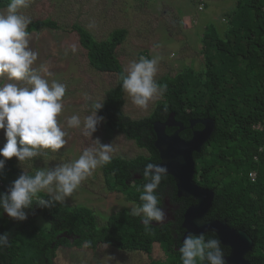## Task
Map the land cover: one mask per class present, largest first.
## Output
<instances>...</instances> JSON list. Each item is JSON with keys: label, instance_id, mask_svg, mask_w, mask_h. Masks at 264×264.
Segmentation results:
<instances>
[{"label": "trees", "instance_id": "16d2710c", "mask_svg": "<svg viewBox=\"0 0 264 264\" xmlns=\"http://www.w3.org/2000/svg\"><path fill=\"white\" fill-rule=\"evenodd\" d=\"M9 2L0 0V11ZM226 18L229 26L226 37L219 36L214 26L205 32L204 69L200 72L188 69L174 77H162L157 83L166 85L167 90L154 112L142 120H133L124 113L126 92L120 76L126 72L117 51L128 31L115 30L108 40L102 41H97L79 24L72 25L69 31L78 37L93 69L117 78V84L106 93L103 108L97 112L105 119L107 134L123 135L147 151V155L131 160L112 158L101 167L109 192L120 194L137 206L142 203L139 196L147 183L144 168L149 163H161L155 148V122H165L175 114L176 121L186 128L181 138L189 141L193 135L191 121L213 119L216 131L202 154L195 155L196 184L216 193L207 219L227 221L231 228L247 232L255 247L246 258L251 264H264V0H238L236 9ZM58 29L56 22L47 19L32 21L27 30L33 34ZM202 129L203 126L197 125L194 130ZM175 132L176 129H167L168 135ZM251 173L256 174L255 181L250 178ZM20 175L15 161H6L0 172V193H6ZM157 194L160 207H166L167 200L175 207L174 220L164 226L153 225L150 231H145L140 217L125 211L111 216L100 227L90 208L58 202L46 207L34 200L29 208L34 218L26 226L15 227L0 212L3 225L0 232L5 228L9 237L8 246L0 249V261L52 264L60 249L96 251L107 245L124 252L143 253L149 257V264H182L179 248L185 234L184 215L196 201L180 199L171 176L162 179ZM39 198L49 199L44 193ZM40 218L49 227L37 224ZM205 238L218 239L213 233ZM86 239L91 241V247H82ZM156 246L163 253L159 259L153 254ZM221 249L229 251L222 245Z\"/></svg>", "mask_w": 264, "mask_h": 264}, {"label": "rangeland", "instance_id": "374dc122", "mask_svg": "<svg viewBox=\"0 0 264 264\" xmlns=\"http://www.w3.org/2000/svg\"><path fill=\"white\" fill-rule=\"evenodd\" d=\"M237 1L31 0L28 8L20 10L21 14L28 16L31 21L51 19L59 25L58 30L31 34L29 46L39 53L33 67L39 69L41 64L46 65L47 71L40 72L42 78L50 83L55 80L66 85L64 107L58 119L68 132V142L56 153L45 150L48 155L37 156L32 161L19 162L13 157L21 174H31L44 168L52 169L59 164L78 159L82 151L88 146H93L97 139L101 144L113 145L112 158L131 160L147 155V151L140 149L123 135L109 136L105 129V119L97 125L96 132L90 137H85L80 129L67 127L69 117L74 114L81 117L90 114L86 105L91 101L104 103L107 91L117 84L115 76L100 73L91 67L78 37L69 31L72 25L83 26L97 41L108 40L115 30L126 29L128 36L117 51V57L121 60L125 72L130 62L138 61L142 56L149 59L159 57L158 71L154 77L158 82L162 77H174L188 69L197 72L204 69L202 51L205 32L207 28L214 26L219 36L226 37L229 27L226 15L236 9ZM72 45H76L75 53L71 51ZM161 99L162 97H158L150 101L147 109H140L132 103L126 93L124 113L133 120L148 118ZM5 144L6 137L0 130V148ZM97 170L106 185L100 167L61 204L85 206L93 211L92 204L82 201L94 187ZM110 194L120 212L131 213V209L137 206L127 202L120 194ZM163 209L168 216L173 212V208ZM38 223L49 227L41 218ZM153 254L155 259L163 257L160 246L155 247Z\"/></svg>", "mask_w": 264, "mask_h": 264}, {"label": "clouds", "instance_id": "9594fccd", "mask_svg": "<svg viewBox=\"0 0 264 264\" xmlns=\"http://www.w3.org/2000/svg\"><path fill=\"white\" fill-rule=\"evenodd\" d=\"M30 3L31 0H10L4 12H0V130L6 137V144L0 148L3 158L0 172L13 157L19 162L32 161L37 156L48 155L45 150L56 153L68 142V132L58 119L64 107L66 85L42 78L40 72L47 71L46 65L41 64L39 69L33 67L39 53L29 46L31 33L27 29L32 21L20 11ZM71 51H77L76 45L71 46ZM158 63L159 57L142 56L130 62L126 74L120 76L122 89L140 109H147L150 101L162 97L167 90L166 85L161 86L154 79ZM103 106L102 102L91 101L86 105L90 114L72 115L67 119V127L80 129L85 137L92 136L104 120L97 115ZM113 152L112 144H101L97 139L78 159L52 169L35 170L32 175L22 172L6 193H0V209L14 220L25 221L24 210L34 200L46 207H51L53 202L64 203L96 169L111 162ZM167 171L166 167L152 163L144 168L147 183L139 196L142 203L133 207L130 214L140 217L145 231L151 230L153 222L166 220L157 189ZM40 193H47L49 199L39 198ZM8 244V234L0 235V249ZM82 247H91V241L84 240ZM179 252L182 264H227L221 242L206 239L204 233L185 236Z\"/></svg>", "mask_w": 264, "mask_h": 264}, {"label": "water", "instance_id": "95a60500", "mask_svg": "<svg viewBox=\"0 0 264 264\" xmlns=\"http://www.w3.org/2000/svg\"><path fill=\"white\" fill-rule=\"evenodd\" d=\"M190 124L191 130L197 125L203 126V129L194 130L189 141L181 138V133L186 128L183 123L176 121L175 114H171L167 121L155 122L153 125L157 137L155 148L161 159L159 165L166 167V176L174 179L180 199L193 198L196 201L184 215L182 228L185 234L182 242L188 234L213 233L222 246L230 249L229 256L225 258L227 264H251L246 256L254 250V240L247 232L231 228L227 221L207 219L213 208L216 193L212 189L200 187L195 182V155H201L204 147L211 141L216 131V121L208 118L193 120ZM167 129H176V132L168 135ZM82 202L93 205L100 227L105 226L111 216L120 212L98 170L94 187ZM55 264H149V257L143 253L124 252L101 245L96 251L60 249Z\"/></svg>", "mask_w": 264, "mask_h": 264}, {"label": "flooded vegetation", "instance_id": "af4514ba", "mask_svg": "<svg viewBox=\"0 0 264 264\" xmlns=\"http://www.w3.org/2000/svg\"><path fill=\"white\" fill-rule=\"evenodd\" d=\"M195 129V128H194ZM194 131V130H193ZM196 131H198V130H196ZM166 207H167V209L168 208H175L173 205H170V203H169V201L167 200L166 201ZM165 208V207H164ZM26 213H27V219L25 220V221H17V220H14L13 218H10V217H8L7 216V214L6 213H3V211H2V209H0V212H1V215L3 216V218L5 219V220H7V221H9V223H12L13 225H15V227H18L19 225H24V226H26L33 218H34V212H31V210L28 208V209H25L24 210ZM173 213V212H172ZM172 213H171V215H167L166 216V220L163 222V223H157V222H154L153 223V225H159V226H164V225H167V224H169L172 220H174L173 219V215H172ZM166 214H168V213H166ZM1 224V223H0ZM37 224H39L38 223V220H37ZM39 225H41V224H39ZM0 227H3V225H0ZM16 229H18V228H16ZM6 232H5V228H3L2 229V232H0V235H2V234H5ZM63 237H66V236H63ZM60 238V237H59ZM58 238V239H59ZM70 241H71V243H73L74 242V240H73V238H70ZM66 251H71L72 249H65ZM78 250H82V249H78ZM86 250H88V249H86ZM60 251V250H59ZM90 251V250H89ZM222 251H223V253H224V257L225 258H227L228 256H229V254H230V249H229V251H226V250H224V249H222ZM58 253V252H57ZM247 259V258H246ZM55 260L56 259H54L53 260V262H52V264H55ZM248 260V259H247ZM250 262V261H249ZM47 264H48V262H46ZM0 264H3L1 261H0Z\"/></svg>", "mask_w": 264, "mask_h": 264}, {"label": "built area", "instance_id": "2783aa9c", "mask_svg": "<svg viewBox=\"0 0 264 264\" xmlns=\"http://www.w3.org/2000/svg\"><path fill=\"white\" fill-rule=\"evenodd\" d=\"M250 178L252 179V181H255V179H256V174H255V173H251V174H250Z\"/></svg>", "mask_w": 264, "mask_h": 264}]
</instances>
